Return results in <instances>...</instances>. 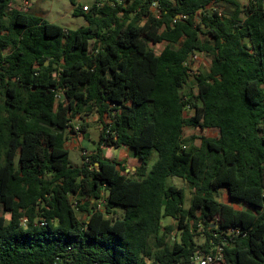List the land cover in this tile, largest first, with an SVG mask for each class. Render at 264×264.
<instances>
[{
    "label": "trees",
    "instance_id": "1",
    "mask_svg": "<svg viewBox=\"0 0 264 264\" xmlns=\"http://www.w3.org/2000/svg\"><path fill=\"white\" fill-rule=\"evenodd\" d=\"M70 2L76 30L0 0V264H191L222 243L226 264H264V0ZM93 113L74 167L71 122Z\"/></svg>",
    "mask_w": 264,
    "mask_h": 264
},
{
    "label": "rangeland",
    "instance_id": "2",
    "mask_svg": "<svg viewBox=\"0 0 264 264\" xmlns=\"http://www.w3.org/2000/svg\"><path fill=\"white\" fill-rule=\"evenodd\" d=\"M9 11L13 9L28 11L32 14L41 16L50 23L58 24L65 29L76 30L77 28L84 26L86 24L83 17L74 16L72 13L73 6L70 0H10ZM95 0H78L84 6H90ZM104 1V0H99ZM106 1V0H105ZM243 4H246L247 0H241ZM153 11L158 15V9L153 7ZM166 46V43L153 44L149 43V47L152 48L157 54H159ZM191 69L192 76L190 81L186 85L185 89L193 87L194 85V73L207 72L211 65V59L204 55L197 53L192 59ZM187 116V114H186ZM107 120V119H106ZM71 124L76 128L81 127L82 125H87L86 135L80 132L72 133L68 136L67 148L69 150V160L74 167H80L83 163V154L90 155L96 149V146L100 140V132L102 129L101 122L96 113H93L90 116H87L85 119L75 118L72 120ZM78 131V130H77ZM186 139H189L193 135V130L190 127L185 128ZM204 135L207 137H217L218 132L214 129H209L204 132ZM107 158L110 159H125L127 164L132 167L137 163L134 157L127 151V149H115L110 147H105L102 149V152ZM122 154V155H121ZM157 159V155L154 154L150 160L148 167H151ZM132 170V169H130ZM169 184L182 187L186 192L185 207L189 206L193 191L188 187L187 183L184 182L181 178H172L168 182ZM225 189L220 193V200H224ZM239 203L236 200H232V204ZM9 217V216H8ZM7 217V218H8ZM81 219H85V216H81ZM163 226L171 225L174 226L175 223L170 218H164L162 221ZM174 232H178L176 229ZM173 236V234H172ZM171 236V237H172ZM170 237V239H171ZM197 244H202L204 242L203 237H196ZM151 246H154V238L150 239Z\"/></svg>",
    "mask_w": 264,
    "mask_h": 264
},
{
    "label": "built area",
    "instance_id": "3",
    "mask_svg": "<svg viewBox=\"0 0 264 264\" xmlns=\"http://www.w3.org/2000/svg\"><path fill=\"white\" fill-rule=\"evenodd\" d=\"M152 7H155L156 9H158L157 3H154ZM84 9L88 11L87 6H84ZM159 14H160V11L158 10V15ZM178 18H185V16L183 17L179 16ZM75 131L76 133L79 132V127L78 128L76 127ZM83 155H86V154H83ZM263 197H264V193H263ZM105 203L106 202L102 200L101 203L99 204V207L103 208ZM230 233L238 234L239 230L231 228ZM222 244L215 245L214 248L211 249L208 253H199V254L194 255L192 257L191 264H226Z\"/></svg>",
    "mask_w": 264,
    "mask_h": 264
},
{
    "label": "crops",
    "instance_id": "4",
    "mask_svg": "<svg viewBox=\"0 0 264 264\" xmlns=\"http://www.w3.org/2000/svg\"><path fill=\"white\" fill-rule=\"evenodd\" d=\"M38 16V15H37ZM214 130H217V129H214ZM217 132H218V130H217ZM86 135V134H85ZM218 135H219V132H218ZM67 147V146H66ZM68 149V148H67ZM123 149H126V148H120V150H123ZM128 151V150H127ZM129 152V151H128ZM130 153V152H129ZM105 154H108V152H106L105 151V153H104V155ZM122 155V154H121ZM106 157V156H105ZM136 161H137V159L136 158H134ZM121 161H125V159L123 160V159H120ZM136 164H138V162L136 163ZM135 164V165H136ZM135 165H133L132 167H131V169L134 171V169H135ZM221 191H223V190H221ZM220 191V192H221ZM224 196V200H222V202H224V203H227V204H231V201H230V199H229V196H228V194H227V191L225 190V194L223 195ZM231 205H233V207L235 208V209H237V210H245L246 208H247V206L246 205H244V204H241V203H237V204H231ZM120 214V213H119Z\"/></svg>",
    "mask_w": 264,
    "mask_h": 264
}]
</instances>
